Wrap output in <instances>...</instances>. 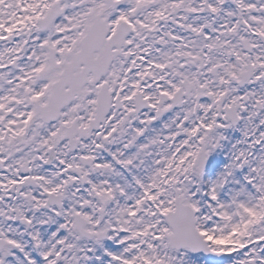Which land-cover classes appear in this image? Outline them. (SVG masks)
I'll list each match as a JSON object with an SVG mask.
<instances>
[{
    "label": "snow or ice",
    "instance_id": "6c2138e0",
    "mask_svg": "<svg viewBox=\"0 0 264 264\" xmlns=\"http://www.w3.org/2000/svg\"><path fill=\"white\" fill-rule=\"evenodd\" d=\"M0 264H264V0H0Z\"/></svg>",
    "mask_w": 264,
    "mask_h": 264
}]
</instances>
